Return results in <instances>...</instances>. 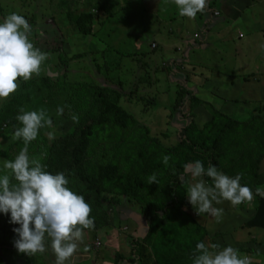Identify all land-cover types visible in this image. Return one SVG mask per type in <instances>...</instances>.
Listing matches in <instances>:
<instances>
[{
  "label": "rangeland",
  "instance_id": "obj_1",
  "mask_svg": "<svg viewBox=\"0 0 264 264\" xmlns=\"http://www.w3.org/2000/svg\"><path fill=\"white\" fill-rule=\"evenodd\" d=\"M79 2L80 0H0V22L13 12L24 16L32 28L30 40L35 47L48 53V58L41 66L40 75H33L28 81L19 78L18 90L23 85L26 86L47 76L51 79L54 91L60 93L58 98L53 101L58 107L69 106L70 104L81 107L80 104L85 91L80 90V86L85 84V86L109 88L123 95L126 105L124 110L137 122L135 121L136 124L133 127L123 130L120 139H117L120 132L117 133L113 129L108 133L107 128H105L106 131L102 136L99 134L94 136L90 141L93 148V155L90 156L93 157L87 158L95 164L94 174L101 159L106 158L107 153L111 152L113 153L111 160L117 164L118 171L123 175L124 170L121 168L124 167L121 158L128 155L134 156L132 150L137 147L136 143L140 142L137 140L141 138L145 140L144 129L148 131L147 135L150 139H156L160 146L162 144L161 147H172L177 141V130H181L185 121L188 124V120L190 121V118H192L195 126L201 129L204 124L210 122L212 112H216L219 115L217 117L218 127L221 128L230 119L240 126L238 129L233 128L231 130L232 138L230 136V141L232 145L226 151H229L226 154L231 153V155L227 159L233 160L238 169L247 170L245 164L249 165V162L245 160H247L246 155H250L252 161H255H253L252 168L258 170L257 174H263L262 183L264 184V153L259 157L260 161L256 162L258 157L255 156L253 151V149L255 150L254 141L251 134L245 132V126H249V122L254 121L255 129H260L262 136H264V0H207L206 8L220 12L219 22L224 21L220 23V28H213V32L208 35L204 33L206 30L203 21L198 17L200 14H197L193 19L189 18L193 21L189 22L188 17L179 15L178 9L176 10L175 14L179 16L178 20L182 22L180 24L178 21L179 34L182 33V36L192 38L194 34L200 32L202 34L199 33L202 38L201 46L207 45L205 49L193 50V63L200 62L204 58L206 61L211 60L213 63L222 61L221 58L212 56L213 51L221 46V38H217L219 30L229 29L228 31L232 35L229 40L233 41H227L228 46L225 44L221 46L225 51L229 49L223 55V64L226 68L216 67L214 70L216 72L211 74L212 77L219 74L221 77L216 76L220 78L219 82L212 78L209 84L204 83L202 85L199 92L190 87L201 103L200 106L194 107L191 111L188 103L185 102L186 104L183 105L181 101L176 102L177 95H179L178 87L182 84L183 75L187 74L184 71L165 74L162 66L164 62L169 60V54L178 55L177 51H184V45L175 44L164 32L166 30L164 25L155 26L158 21L154 16L153 8L148 5L152 16L145 14L144 23L149 22V17L153 18L154 22L148 23V25L144 24V26L141 25L142 27L138 28L137 22L125 20L130 15L127 11L122 12L123 15L117 14L114 15L115 18H111V16L105 15V11L107 10L113 14L116 10L108 5L105 7L104 2L101 0H89L86 3V8L89 9L87 11H90L96 5L103 7V9H97L98 12L91 10L94 38H84L75 34L72 29L61 31L55 23L59 16L66 14L68 10H71L74 15H78L80 12L84 13V8L78 9ZM228 6H231V8L228 9ZM77 9L80 12H76ZM231 10H234V13H230ZM58 13L61 14L58 15ZM223 15L229 16L230 19L225 20L226 18ZM237 16H239V23H237L236 29H232L231 23L236 20ZM171 24L173 26L174 22ZM121 26H124L127 31L120 30ZM245 27H249L250 31ZM236 30L244 35V41H235L237 37ZM260 30L262 31L261 34H259ZM152 37H156V43L159 44L158 49L154 52H151L150 47L148 48ZM205 38H207L206 41H204ZM207 41L210 44H205ZM168 44H170L169 50L166 49ZM195 46L196 49L200 46L199 41L195 42ZM238 48H245V53L249 48H253V56L255 57L252 56L251 58L248 53L245 55V59L234 61L237 55H234L233 51ZM234 72H237V74L235 73L236 76L232 74ZM202 74L204 75L205 72H202ZM226 76L229 79L225 78ZM119 83L126 89H118L116 85ZM17 91L6 99H0V110ZM154 93L161 108L155 107L156 109H153L155 113H150L143 119L141 118V104H143L145 112H148L147 108L153 101L151 97L154 96ZM216 97L218 98L216 99ZM88 99L91 101L90 94H88ZM224 100L227 102H224ZM139 101H142V103L140 104ZM38 109L42 108L33 106L26 109V111ZM43 109L52 119L53 124L50 128L47 126L42 128L40 134L45 138L47 147H50V153H54L53 146L56 140L60 139L62 135L70 133L71 125H75L79 121H73V111L71 110L64 108L63 115L58 116L55 108ZM81 112L78 113V120L82 116ZM62 117L66 120L65 122ZM2 133L0 132V145L3 139H7ZM49 133L52 134L51 138ZM140 144L147 148L145 141L140 142ZM101 156L103 157L101 158ZM48 163L52 164L50 161ZM136 164L137 161H133V165ZM231 164L226 159L222 160V166L224 165L226 168H229ZM46 170L50 173L53 171L51 169L49 171L47 167ZM219 171L230 177H235L238 174L235 173L234 166L228 170L221 168ZM187 179L188 186L194 182L190 176H187ZM149 185L154 186L155 189L158 186L155 182ZM245 185H251L249 187L252 189L254 196L251 202H244L237 206H233L230 201L226 200L220 204L213 202V207L223 209V215L219 222L216 217L211 216L209 213L199 214L204 215L205 223L202 225H204L208 234L215 233L216 235L220 233L219 241L224 242L219 244L222 248L213 249V251L231 245L232 247L236 246L234 248L240 247L238 249L240 254L248 255L252 264H264V252L261 254L262 257H251L252 254L248 253L243 245L244 242L253 246V249H260V246L256 243L250 244L253 239H258L260 234L255 235L253 231L244 227L245 221L250 217L249 215L256 205V194L252 182L246 181ZM118 187V185H115L114 188L117 189ZM187 189L181 200V207L187 209L190 213H196V209L189 203ZM153 191L147 193L141 191L139 198L153 197ZM124 199L125 197L115 191L113 186L110 187L109 192L103 193L99 206L95 207L90 214L94 218L95 227L84 229L83 242L78 244V250L65 264H105V262L114 264L116 255H121L123 258L129 257L130 248L127 241L130 238H143L147 229L141 218L144 208L143 203H136L135 201L127 203ZM176 217L179 218L177 214ZM2 220H4V213H0V230ZM176 220L174 218L170 224H176ZM160 231L157 228L152 234L153 238ZM161 236H158V242ZM96 238L100 241L99 246L94 244ZM214 238L215 236L210 240L212 241ZM164 239L163 236V244ZM207 239L209 240V236H207ZM184 242H189V238L185 239ZM1 243L0 255H3L2 257L6 259L8 264H13L18 259L22 260L23 264H55L56 257L51 248L50 239H47L46 242V252L31 256L19 253L16 248L4 247ZM147 249L151 252V245ZM261 250L264 251V245ZM162 252L164 253V251ZM157 255H161L162 258L161 253H157ZM119 264H126V262L122 261ZM152 264H156L154 260H152Z\"/></svg>",
  "mask_w": 264,
  "mask_h": 264
},
{
  "label": "trees",
  "instance_id": "obj_2",
  "mask_svg": "<svg viewBox=\"0 0 264 264\" xmlns=\"http://www.w3.org/2000/svg\"><path fill=\"white\" fill-rule=\"evenodd\" d=\"M101 1L104 2L103 5L105 7L108 5L116 10L113 14L106 10V16L115 18L114 15H123L122 12L127 11L130 15L125 19L126 21L137 22L138 28L142 27L141 25L144 26V24H146L144 23L145 15L139 17L140 13H144L145 11L146 14L147 11L146 8L145 10H140L143 4L141 2L142 0ZM87 2H89V0H80L78 5V9L84 8V13L77 9L76 12L80 13L74 15L71 10H68L66 14L64 13L59 16L55 23L61 31L72 29L75 34L84 38H94L91 10L98 12V10L103 9V7H98L96 5V7L87 11L89 10L86 8ZM147 2L148 0H145V3ZM96 3L98 2L96 1ZM172 4L173 0L164 3L163 10L169 11L164 12L161 10L158 12L159 15L162 14L164 17H166V15L168 16ZM59 14L61 13H58V15ZM123 28L124 27L121 26L119 29L122 30ZM170 39H175V36L171 35ZM180 39L183 38L180 36ZM237 40L240 39L237 38ZM155 43L156 41L154 40V37H152L148 45L151 52H154L156 49L157 43ZM152 45L155 46V49H151ZM162 66L165 74H168L169 72L171 73V69L166 65V62H164ZM189 83L190 78L183 75L182 84L178 87L179 95H177L176 102L181 101V104L183 105L188 103L191 111L194 107L200 106L201 103L198 98L195 97L193 92L189 91L187 88ZM85 85L80 86V90L85 91L82 103L80 104L81 107L76 104H70L69 106L63 107L67 110L73 111L72 115L77 117L78 113L82 111V116L77 124L71 125V129L69 130L70 133L62 135L60 139L56 140L55 145L53 146L54 153H50V147H47L45 138L39 132L37 139L28 144V154L30 157H42L41 162L43 164L46 163L49 171L53 170L51 171L52 174H55L56 172H65V175L69 180L68 187L77 194L82 195L91 206L92 211L95 207L99 206V201L103 193L109 192L110 187L112 186L115 191H118L125 197L124 200L127 203L132 201L141 204L143 203L144 208L142 210L141 218L145 223L147 232L143 238H130L127 241L130 248L129 257L123 258L121 255H116L114 264H119V262L122 261L127 264H152V260H154L156 264H193L194 254H198L196 253L197 243L203 242L209 248L212 244H223V241H219L220 233L209 235L204 225H202L205 223L204 215L194 212L190 213V211L181 207V200L188 188L187 176L191 177V175L186 172L184 166L194 164L197 160L203 163L205 169H207L209 165L215 166L218 170L221 168L228 170L234 166L236 174H243V179L240 181L242 186L245 185L247 181L249 183L252 182V187L254 189L258 186L264 187V184L262 183L263 174H257L258 170L252 168L254 160L252 161L250 155H246L247 160L245 161L249 162V165L245 164L247 170L238 169L237 164L233 160L227 159L231 155V153L226 154L229 152H226L228 147L232 145V142L230 141V136L232 138L231 130L233 128L238 129L240 126L237 125L234 120L230 119L224 126L221 128L218 127L219 123L217 117L219 115L216 112H212L210 122L204 124L201 129L197 128L193 123L192 118H190L191 120H188V124L185 121V123L182 124L181 130H177L176 144L172 147L166 148L161 147L162 144L160 146V143H158L156 139H150L147 135L148 131L144 129L145 140L144 138H141L137 141L142 143L145 141L147 148H144L140 142H137V147H134L132 150L134 156L128 155L121 158V163L124 167L121 168L124 170L123 175L118 171L117 164L111 160V158H113V153L111 152L107 153L106 158L101 156V158H103L94 174L93 168L95 169V164L91 163L90 160H87V158L93 157L90 156L93 153L90 141H92L96 134L102 136L106 131L105 128L109 130L108 133L113 129H115L117 133L120 132L118 134L119 137L117 138L120 139V137H122V135H120L123 133L122 131L133 127V125L136 124V120L134 121L124 110V108H126L124 103L125 99L119 92L109 88ZM116 86L118 89H126L120 83ZM54 90L51 79L45 76L43 79L36 80L26 86L23 85L13 97L9 98V101L4 107L1 108L0 132H3L2 134L5 135V138L7 139H3L2 144L0 145V175L4 173L10 174V170L3 168L5 160H13L24 147L22 139L15 141L12 139L15 128L22 126L20 122L16 120V116L20 114V109L23 108L26 111V109L33 106L42 109H57L58 106H56L53 101L58 98L60 93H58V91L55 92ZM88 94H90L91 101L88 99ZM151 98L153 101L150 105L148 104V112H145V108L143 104H141L142 101H139L141 104L140 110L142 112L141 118L143 119H145V116L150 115V113L154 114L155 111L153 109L155 107L158 109L161 108L155 95ZM217 98L218 97H216V99ZM224 102L227 101L224 100ZM63 121L65 122L66 120L63 118ZM254 124V121H250L248 124L249 126H245V132H249L252 136L255 148L253 151L255 156L258 157V159H256V162H258L260 161L259 157L264 153V136H262L260 129H255ZM165 155L171 157L167 165L163 161ZM224 159L232 163L229 168L224 167V165L222 166V160ZM49 161L52 162V164L48 163ZM133 161H137V164L133 165ZM153 173L156 174L158 181L156 189L148 183V177ZM203 179L208 184L212 183L211 178L207 176L203 177ZM11 182L16 183L14 178L11 179ZM115 185H118L119 187L116 189L114 188ZM249 186L251 187V185ZM141 191H144L145 193L153 191V197L140 199L139 193ZM176 214L179 218L176 217ZM249 216L250 217L244 223V227L253 231V234L255 235L260 234L258 239H253L250 243H256L260 246V249H253V246L248 245V243L245 244L244 242L243 245L245 246V250L252 254L251 257H259L264 252L261 250L264 245V198L256 195V205ZM174 218L177 219L175 221L177 223L170 224ZM180 218L182 220H179ZM9 220L10 214H4V220H2V227L0 230V242H2L1 244L4 247L10 246V248H15L14 240L16 234L12 229L19 227V225L10 224ZM157 228L161 231L153 238L152 234ZM159 235L162 236L158 242L157 239ZM163 236L165 238L164 244ZM207 236H209V240L207 239ZM214 236V240L211 241L210 239ZM187 238H189V242L186 243L184 241ZM149 245H151V252L147 249ZM239 248L237 247L236 249ZM210 250L213 251L211 248ZM162 251H164V253ZM157 253H161L162 258L161 255H157ZM2 256L3 255H0V264H2V258H4Z\"/></svg>",
  "mask_w": 264,
  "mask_h": 264
},
{
  "label": "clouds",
  "instance_id": "obj_3",
  "mask_svg": "<svg viewBox=\"0 0 264 264\" xmlns=\"http://www.w3.org/2000/svg\"><path fill=\"white\" fill-rule=\"evenodd\" d=\"M164 4L169 0H156ZM178 14L190 19L205 10L207 0H173ZM32 28L24 16L13 12L0 22V99H6L18 88V79L30 80L39 76L41 66L48 58V53L35 47L30 40ZM64 108H57V115H63ZM74 122L78 117L73 115ZM16 120L22 126L16 127L12 139L23 140L24 147L13 160H5L3 168L9 173L0 175V213L10 214L9 223L19 225L13 228L16 234L14 247L19 253L35 255L47 251V239L55 254V264H65L83 242L84 229L95 227L91 217L92 208L82 195L68 187L69 180L64 172L52 174L46 170L42 157H30L28 144L37 139L42 128L52 127L53 121L44 109L25 111L20 109ZM52 134L49 133L51 138ZM171 157L165 155L167 165ZM193 183L187 189L189 203L196 213H209L222 218L223 209L213 207V202L220 204L230 201L233 206L251 202L254 198L252 189L241 185L242 173L230 177L209 165L207 169L199 160L185 165ZM209 177V185L203 177ZM14 178L16 183H12ZM157 183L156 174L148 177V183ZM255 194L264 198V187H257ZM211 249H219L212 244ZM205 243L196 245L193 264H252L248 255H241L239 250L227 246L219 251H210ZM87 250V249H85ZM107 264V262H105Z\"/></svg>",
  "mask_w": 264,
  "mask_h": 264
},
{
  "label": "crops",
  "instance_id": "obj_4",
  "mask_svg": "<svg viewBox=\"0 0 264 264\" xmlns=\"http://www.w3.org/2000/svg\"><path fill=\"white\" fill-rule=\"evenodd\" d=\"M141 1V0H139ZM143 4H142V8L141 9H144L146 8V14L148 16H152V14H150L149 12V9H148V5L154 9V15H155V18L157 19V23L155 24V26L158 27V25H164V28H166V30L164 32H166V35H168L169 38H171V35L175 36V39H172V41L176 44H182L184 45V51L182 50H179L177 51L178 52V55H173L172 53L169 54V60L166 61V65L169 66V68L171 69V73H176V71H184L185 74H187L186 76L190 78V83L187 85V88L189 89V91H192L193 94H194V91L191 90L190 87L192 88H195L194 90L199 92L200 91V88L202 87V85L204 83H208L211 81V79H215L216 81L219 82L220 78H217V77H221L219 74L215 75L212 77L211 74H213L216 67H222V68H226L225 65L223 64V55L229 50L227 49L226 51L223 50V48H221V46L223 44L227 45L228 46V42L227 41H231L229 40V38L232 36L231 35V32H229L228 30L229 29H223V30H219L218 33H217V38L220 39L221 38V46H219V48L215 49L213 51V57H219L222 59V61H219V62H216V63H213L211 60H208L206 61L205 58L203 60H201L200 62L199 61H196L193 63V50H202V49H205L207 48V45H202L201 46V41H202V38L200 35H202L200 32L194 34V35H198V40H194L191 39L190 36H182L183 34H179L180 31H179V27H178V21L180 24H182V22L180 20H178L179 16L177 14H175L176 10H177V6L173 3L171 5V10L168 14V16L166 15V17H164L162 14L159 15L158 12H160L161 10H163V5L160 4L158 1L156 0H148L147 3H145V0H142L141 1ZM257 4V3H256ZM231 6H228V9H230ZM164 12L166 11H169V10H163ZM213 13H218V17L217 18H214L213 17ZM230 13H234V10H231ZM200 14L199 19L201 21H203V24H204V28L206 31H204V33L206 35H208L210 32H213V28H220V23H223L224 21L222 22H219L220 18H221V13L218 12V11H214V10H209L208 8H205V10L201 13H198ZM142 15H145V11L144 13H140L139 14V17H141ZM227 19H230L229 16H224ZM189 19V18H188ZM238 19H239V16H237L236 20H233V23H231V28H235L236 29V25L238 22ZM149 22L148 23H153L154 22V19L149 17ZM172 22H174V25L171 26ZM189 22H193L189 19ZM195 23V22H194ZM148 25V24H147ZM234 25V26H233ZM124 27V26H123ZM246 28V27H245ZM249 30V27L246 28ZM122 30H126V28L124 27ZM175 30V31H174ZM250 31V30H249ZM261 30L259 31V34H261ZM162 33V32H161ZM200 33V35H199ZM236 34H237V37L235 39V41H237V38H238V35L241 34L239 32H237L236 30ZM255 34H258V33H255ZM243 36L242 39L238 40L239 42L240 41H244L245 40V37L243 34H241ZM180 36L181 38L183 39H180ZM234 39V38H233ZM155 41H157L156 37L154 38ZM207 38L204 39V41H206ZM196 41H199V45L196 49V46H195V42ZM233 42V41H231ZM156 44V43H155ZM205 44H210L208 43V41L205 43ZM159 45V44H158ZM156 44V49H158V46ZM168 48H166L167 50H169L170 48V44L167 45ZM244 49L245 48H238V49H234L233 51V54L234 55H237L235 58H234V61H237V60H241V59H245L246 58V54H250V57L252 58L253 56V53L254 51L252 50L253 48H249L247 50V52L245 53L244 52ZM209 51V50H208ZM185 52V53H184ZM184 53V54H183ZM191 53H193L191 55ZM255 57V56H253ZM149 62V61H148ZM260 65H262V63H260ZM212 68H211V67ZM238 69H240V67L237 66ZM250 68V67H248ZM202 72H205V74L203 75ZM191 73V74H190ZM237 72H234L232 73L233 75L236 76ZM223 75V74H222ZM217 76V77H216ZM227 79H229L227 76L225 77ZM207 80V82H206ZM182 82V81H181ZM155 95V93H154ZM127 264V263H126Z\"/></svg>",
  "mask_w": 264,
  "mask_h": 264
},
{
  "label": "built area",
  "instance_id": "obj_5",
  "mask_svg": "<svg viewBox=\"0 0 264 264\" xmlns=\"http://www.w3.org/2000/svg\"><path fill=\"white\" fill-rule=\"evenodd\" d=\"M161 1H165V0H161ZM213 17L214 18H217L218 17V13H213ZM238 38L241 39L243 38V36L241 34L238 35ZM193 40H198V35H193V37L191 38ZM151 49H155V46L152 45L151 46ZM95 246H99L100 245V241L98 238L95 239V242H94Z\"/></svg>",
  "mask_w": 264,
  "mask_h": 264
},
{
  "label": "water",
  "instance_id": "obj_6",
  "mask_svg": "<svg viewBox=\"0 0 264 264\" xmlns=\"http://www.w3.org/2000/svg\"><path fill=\"white\" fill-rule=\"evenodd\" d=\"M2 264H8L5 258H2ZM13 264H23V261L18 259Z\"/></svg>",
  "mask_w": 264,
  "mask_h": 264
}]
</instances>
